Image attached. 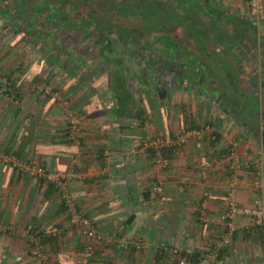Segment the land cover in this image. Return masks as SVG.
<instances>
[{
  "label": "crops",
  "instance_id": "crops-1",
  "mask_svg": "<svg viewBox=\"0 0 264 264\" xmlns=\"http://www.w3.org/2000/svg\"><path fill=\"white\" fill-rule=\"evenodd\" d=\"M175 1L182 14L199 23V36L187 31L184 23L174 24L164 35L168 55L181 71L180 56L191 62L199 73L196 78H207L205 89H190L195 84L190 80L164 100L153 94L140 99L133 95L143 101L139 111L149 119L143 124L135 109L133 116L116 114L112 92L108 98L93 91L98 78H84L89 85L82 93L78 79L67 74L39 78L40 63L35 67L33 63L40 52L33 45L28 50L31 39L26 44L8 41L14 36L18 41L20 35L8 29V0H0V88L4 81L11 83L18 99L0 94V264H77L81 256L83 237L70 226L65 208L54 198L47 201L38 179L16 171L19 163L39 162L59 173L74 170L69 193L105 236L89 264H176L159 248L163 242L182 248L199 263L205 250L223 237L220 217L228 190H233L239 205L253 203L254 164L264 159V30L258 33L252 28L249 11L246 15L229 11L219 0H199L202 9L194 10ZM243 1L247 9V0ZM209 6L218 12L217 18L207 14L213 11ZM179 33L200 37L198 52L191 50L188 38L187 43L179 42ZM257 68L259 72L254 71ZM245 78L250 79L244 83ZM49 80H53L48 87L51 94L38 93L36 85ZM108 83L112 91L110 78ZM73 119L80 123L81 133L71 140ZM210 123L216 127L217 141L206 137L202 148L191 142L173 150L168 168L155 165L152 153L142 148L146 136L172 137ZM232 142L238 143L242 163L238 174L231 173L226 159ZM154 185L162 187L163 198L152 193ZM205 193L210 198L202 219ZM248 224L240 220L230 243L221 246L208 264H264V232ZM9 225L17 229L15 235L8 233ZM27 226L45 236L40 241L44 263L33 255L27 237L20 235ZM138 239L146 244L141 251L131 245L128 250L120 247Z\"/></svg>",
  "mask_w": 264,
  "mask_h": 264
},
{
  "label": "rangeland",
  "instance_id": "rangeland-1",
  "mask_svg": "<svg viewBox=\"0 0 264 264\" xmlns=\"http://www.w3.org/2000/svg\"><path fill=\"white\" fill-rule=\"evenodd\" d=\"M97 1H101V0H90L89 6H88L89 10H94V12H95V14L92 17L95 27L93 26L92 31L96 34L97 39L106 38V35H105L106 28L108 29L109 38H112V39L117 38L119 35L118 28L123 27V28H127V29H125V31L124 30L121 31L126 36H130L132 34L131 29H133L136 32L140 31L141 37H138V36L133 37V39L138 41V44H139L138 38H141L142 41H144L145 38H148L151 43H156V46L160 47L162 45V41H160L159 39L162 37L163 33H166L168 30H170L174 24L175 25H179V24L183 25V23H184L183 27H185L187 31H189L191 34H194V36H199L197 26L194 25L195 19L192 20V18H188L189 15L182 14V11L179 9V6L175 0H119L120 4H118L117 6H116V4L115 5L110 4V2L112 3L111 0L110 1L109 0H102V2H100V3H98ZM184 3L187 4L188 0H181L180 6H182ZM219 3L223 4L227 8V10H229V11L230 10H233L234 12L238 11L239 13L245 14V15L248 14L247 12L249 11L248 7L246 9V6H245V3L243 0H236V2L233 0H219ZM111 5L116 7V9L111 10V7H113ZM209 7H211L213 9V11L211 13H208V14L214 18H217L218 12H216V10H214V8L212 6H209ZM85 10H86V13H89L88 9L85 8ZM108 19L111 21V25L112 24L114 25L113 28L112 27L109 28V26L107 24ZM223 19H225V18H223ZM214 20L215 19H213V22H214ZM207 22L202 23V24H204L203 26H207ZM198 25H199V23H198ZM208 25H209V22H208ZM212 25H215V23H212ZM224 26H230V24H225ZM59 35L63 36V32H61ZM177 38H178L179 42L183 41L185 43H187L188 40H190L189 43L192 45L191 50L194 52H198V47H197L198 43L196 44V40L199 41L201 39L200 37L199 38L193 37V39H191L190 37L188 38L187 35L182 36L179 33ZM186 38H188V40ZM28 39H31V42H33V44L28 46V50H30L32 45L34 46V48L38 49L37 47H39L40 45L39 46L36 45V40L34 38H31V37ZM8 41H10V43L12 45H14V43L24 44V42H22L20 40L16 41L15 36H14V38L9 39ZM70 42L75 43V50H74L75 54H78V55L86 58L89 65H96L95 67H101L100 69L105 71L104 65L98 56L99 55L98 52H99V49L101 48V46L98 44H95L92 40L89 41L88 37H86L85 30L80 28V29H77L75 32L71 33L70 39H68V38L66 39L65 47L60 49L61 55L59 54V56H57V55H54L55 53H49V55H54V56L49 57V55L47 56V55L40 53L39 57L33 63V67H35V65H38L40 63V68H38L37 70H38L39 74H40V72H42V74H40L39 78H66L65 75L68 72L64 71L62 66H63V64L67 68H70V66H71V65L68 66V64L66 63V56H65L66 53H69V50H70L69 48L72 46V43H70ZM136 44L137 43H135V45ZM130 45H131L130 50L132 51V49L135 45L132 44V42ZM72 48L74 49V46H72ZM117 51H118L117 54H115L116 58H120V57L122 58V46L121 45L117 44ZM28 52H29V55L31 53H33L30 51H28ZM13 54H16V53L14 52ZM41 54L44 55V57H42ZM29 55L26 57L28 59L32 58ZM124 58H126V55ZM170 59L172 61H170ZM166 60L167 61H164L163 72L171 71L172 75H177L174 78H196L197 74H199L198 70L190 67V65H192L191 62L183 61L182 56H180L179 60L181 62L180 66L182 67L183 71H181L179 67H177V68L173 67L174 61H173V55L172 54H169V57ZM126 62H128V61H126ZM146 62H147V59L145 61H142L141 64L137 63L134 66H131L129 63H126V68H129V69H131V67L132 68L134 67V69L136 68L135 70L137 71V76H138V77L137 76L136 77H137V79L138 78L140 79L138 82L132 81L129 84L131 89H132L131 91L139 99H140V97L138 96V95H140L139 93L145 94L146 91L156 90L155 88H157V87H155V84H157V82H159V80H157L156 77H152V73H150V70H149L150 67L149 68L147 67L148 63H146ZM132 63H134V62H132ZM33 67L31 66L30 68L33 69ZM86 70H87V67H84L79 72H77V70L75 71L76 74L78 73L77 75L75 74V72L72 74H74L76 76L75 78H86V79L87 78H98L96 80V83H95V86L97 87L96 88L97 91L100 92L102 94V96H104V97L106 96L109 98V96H111V94H110L111 91L109 90V86H108V84H109L108 82H109V78H110L109 71L107 70L106 72H104V74L102 72L101 75H98L99 73H97L96 71L90 74L89 72H86ZM256 70H257V72H259V68L255 69L254 71L256 72ZM30 72H32V71H30ZM129 73L131 74L130 71H129ZM255 76L257 78L260 77V75H258L257 73ZM67 77H68V74H67ZM137 79H135V80H137ZM249 79L250 78H247V79L245 78L244 83L246 81H248ZM53 80H49L48 83L46 81H45V83L41 82V83H39V85L40 84L44 85L47 88L52 87L53 85L50 82H53ZM141 80L143 81V85H141V82H140ZM164 80H167L168 87L169 86L171 87V82L173 81V78H166ZM161 81H163V80H161ZM244 86H245V84H244ZM192 87H194V86H192ZM82 91H83V89L80 90V93H82ZM242 91H243V89L240 88V90H238V93L241 94ZM244 91H245V93L243 94L244 97L249 95V93L246 89ZM142 92H145V93H142ZM150 96L155 97V94L150 95ZM243 100H244L243 102L245 103L247 101V98L245 97ZM245 105H246V103H245ZM256 106H257V111H258L259 110L258 103L256 104ZM250 115H252V114H250ZM245 116H243V117L246 118ZM252 118L255 119L256 122L258 121V117H256L255 115H253ZM33 163H35V162H33ZM36 163L40 164L39 162H36ZM157 207H160V206L157 205ZM9 226H11V225H9ZM21 233L22 232H20V235H21ZM24 235H25V233H24Z\"/></svg>",
  "mask_w": 264,
  "mask_h": 264
},
{
  "label": "trees",
  "instance_id": "trees-1",
  "mask_svg": "<svg viewBox=\"0 0 264 264\" xmlns=\"http://www.w3.org/2000/svg\"><path fill=\"white\" fill-rule=\"evenodd\" d=\"M110 1V0H109ZM112 3L110 2V4H116V6L119 3V0H111ZM199 0H188V3L186 4V7L188 6L189 9L194 10V8L196 9L197 7L202 9V6L199 5L198 2ZM89 2L90 0H8V29H10L12 32L19 33V38L20 41L26 43L28 42V38L32 37L34 39H36L39 41V47H38V51L44 55H49V53H55L54 55L59 56L60 49L58 45V40L61 39L62 37L65 39H70L71 36V32L72 31H76L77 29H88L86 31V37H88L89 41H93L95 44H102L101 48L99 49L98 52V56L99 59H101L103 65H104V69L105 71L101 70V67H95L96 65H89L86 58L75 54L74 50H75V43L74 42H70L72 43V46H74V49L72 48V46L69 48V53H66V63L68 64V66H70V68H67L64 66L63 64V70L67 71L66 73L68 74L69 77L75 78L76 76L72 73H74L76 70L77 72L81 71V69H83L84 67H87L86 72H89L90 74L93 72H97L99 73L98 75H101L102 72L104 74V72H106L107 70L110 73V87L112 89V94H113V98L112 101L114 102L116 109L115 112L118 116H133L132 115V111L135 109L137 110V112L140 110L139 107L142 106V99L141 100H137L135 98L134 100V94L133 92L128 88V78L124 77L121 73V66H122V58H116L115 54H117V44L120 43V38H109V36L103 39H97L96 34L92 31H90L91 28H93L94 25V21L92 19L93 15L95 14L94 10H89ZM98 3L102 2L101 1H97ZM208 2V1H206ZM113 6V5H111ZM114 7V6H113ZM111 7V10L116 9V7ZM86 9L89 10V13L85 15L86 13ZM110 10V11H111ZM211 13L207 11V14ZM209 15V14H208ZM193 20V18H192ZM190 21V20H189ZM213 22V21H212ZM107 24L109 26V28H113L114 25H111V21L108 19ZM20 25H23L22 27ZM43 25L45 27V34L43 36H40L41 34V30H43ZM253 27L256 29L255 24L252 22ZM25 27H28L27 30H24ZM62 29V31H59V29ZM90 28V29H89ZM40 30V32H39ZM106 30H108L106 28ZM27 31V32H26ZM39 33V34H35V33ZM61 32H63V36L59 35ZM29 35V36H27ZM168 36L170 37V34H168ZM132 35L125 37L127 40H131ZM165 38V36H164ZM147 38L144 39V41H146ZM169 43V40L166 39ZM30 41V40H29ZM149 41V40H147ZM129 42V41H128ZM131 44V42H129ZM54 55H49V57L54 56ZM127 55V60L128 62L125 61L126 63H129V60L131 59V53L129 51L126 52ZM130 64V63H129ZM65 67V68H64ZM103 67V66H102ZM129 69V68H128ZM76 74V72H75ZM78 74V73H77ZM76 74V75H77ZM127 74L129 75V71H127ZM78 79V84H77V89H84L86 88V86L89 85L88 82L85 81L84 78H77ZM130 79V78H129ZM187 82H190V80H193L192 78H186ZM194 82V81H193ZM12 87L13 90V95L15 97L16 100L17 99V90H15L14 86L9 83ZM193 84V83H192ZM192 84L190 87H192ZM2 88V87H1ZM0 88V90H1ZM94 88H90V90H92ZM95 91V93L97 92V90H93ZM157 93L155 95H157L159 97V99L164 100L167 96V94L169 93L168 88H162L161 90H156ZM147 92V91H146ZM1 94V93H0ZM93 94V93H92ZM11 95V96H13ZM147 95V94H146ZM91 97V95H90ZM143 97V96H142ZM19 98V97H18ZM137 117H139L141 119V121L143 120V124L145 122H147L148 117L145 118L143 115H141V112L139 111V115L138 113ZM131 113V114H130ZM211 124V123H210ZM188 130V129H186ZM65 136L67 137V139H70L67 135L65 134ZM175 137V136H172ZM146 138V137H145ZM144 138V140H145ZM72 136H71V140H72ZM218 139V135L216 140ZM71 140H68V142H71ZM142 141V146H143V142ZM181 148V147H179ZM179 148L176 149H172V150H163L162 151V157L164 159H167L169 161V166H170V158L169 155L172 153L173 150H177ZM148 152H151L154 158V163H156V160L158 159L157 153L155 152V150L153 149H149ZM16 157H20V153H15L14 154ZM28 164H32V163H28ZM156 165V164H155ZM18 170V172L23 173L25 176H28L27 173L21 172L19 169H16V171ZM41 184V188L45 187V198L47 199V201L49 200H53L56 199L58 200L59 203H61L60 206H64V203L62 202L61 196L63 195V192H60V190L56 187V185L50 181H48L47 179L44 178H37ZM46 202V201H45ZM77 203V202H76ZM80 207H78L77 205V210L78 212L83 216L88 218L84 213H82V211L79 209ZM66 210V208H65ZM69 217V223L71 222V217L70 215H68ZM74 227V226H71ZM10 228H13V232L8 231V233L10 234H16L17 229L14 226H10ZM25 229H29L30 232L28 235H24V230ZM77 229V228H76ZM47 234V232H46ZM22 235H24L25 237H27L30 246L32 247V250L36 247L35 245V241L39 238V236L41 237V241L44 239V235L43 233L32 227V226H27L26 228H23L22 230ZM84 239H82V244H81V251L84 248ZM185 252V251H184ZM186 253V252H185ZM187 256L189 257V261L193 264H199L201 263V261L199 263V260L195 258V256L193 257V255L186 253Z\"/></svg>",
  "mask_w": 264,
  "mask_h": 264
},
{
  "label": "built area",
  "instance_id": "built-area-1",
  "mask_svg": "<svg viewBox=\"0 0 264 264\" xmlns=\"http://www.w3.org/2000/svg\"><path fill=\"white\" fill-rule=\"evenodd\" d=\"M247 5L249 9L250 17L256 26L257 32L261 33L264 30V0H247ZM36 91L38 93H43L45 95L51 94V90L44 85H37ZM1 95L11 96L13 95V90L11 85L4 81L3 86L0 90ZM73 133L72 138H76L81 133L80 123L73 119ZM216 127L212 124H206L199 129H188L176 135L175 137H165V136H146L142 148L144 150L153 149L157 153L158 159L156 160V165L161 168H168L169 161L162 157L163 150H172L184 145L190 144L191 142L196 144L197 148H202L204 146L203 140L209 137L212 141L217 138ZM228 169L231 173L238 174L242 170V163L238 154V143L232 142L230 144V150L228 156L226 157ZM21 172L27 173L28 177L32 179L44 178L48 181L54 183L56 187L63 192L61 196L62 202L66 208V212L71 217L70 226H74L80 232L84 239V248L82 249L81 256L78 259L77 264H89L90 258L93 256L95 248L97 245L105 243V236L95 229L93 222L86 217H83L77 210L76 200L69 193L67 185L75 177L74 170H70L67 173H59L57 171H48L42 164L32 163L25 164L19 163L15 165ZM255 176L251 184V188L254 193H256L255 199L250 206H241L237 203L233 190H228L226 201V209L221 215L220 220L224 224V234L221 242L215 244L209 249L205 250V255L203 256L200 264H208L210 259L217 257L219 255V250L221 246H226L230 243L232 236L238 229V222L240 220H247L249 222L248 226L258 228L264 232V159L260 158L254 164ZM152 193L157 196L164 195V190L159 185H154L151 189ZM204 200L201 204V217L205 219L206 216V205L210 198L209 193L204 194ZM10 232H13L12 228H8ZM29 229H25V235H28ZM51 235V234H49ZM41 237L35 241L36 247L33 249V255L39 258L41 262L46 261L45 254L42 253L40 246ZM135 249L136 251H141L145 248V241L138 239L131 243H121L120 247L122 249ZM159 248L165 256L176 264H193L189 261V257L182 250V248L168 243H161Z\"/></svg>",
  "mask_w": 264,
  "mask_h": 264
},
{
  "label": "flooded vegetation",
  "instance_id": "flooded-vegetation-1",
  "mask_svg": "<svg viewBox=\"0 0 264 264\" xmlns=\"http://www.w3.org/2000/svg\"><path fill=\"white\" fill-rule=\"evenodd\" d=\"M86 14H88V13H85L83 15L86 16ZM194 25L197 26V28H199L198 22L195 23ZM20 26L22 27L23 25H20ZM27 29H28V27L24 28V30H27ZM92 29L93 28H91L90 31H92ZM125 29H127V28H123V27L118 28V33H119L118 38H120L122 36L120 38V43L118 45L122 46V66H121L122 69H121V73H122V75L124 77L128 78V88L130 90H132L129 84L132 81L133 82H136V81L138 82L140 79L139 78L137 79L138 76H137V71L135 70L136 68L135 69H134V67L133 68L131 67V69L126 68L125 61L127 60L126 59L127 58V55H126L127 51H129L131 53V59L129 60V63H130L131 66H134L137 63L141 64L142 61H145L147 59V62H146V63H148L147 67L148 68L150 67L149 70H150V73H152V77H156V79L159 80V82H160V83L157 82V84H155V87H157V88H155L156 90H161L162 88L163 89L164 88L165 89L168 88L171 91H173V90L176 91L177 89H184L185 85H186V82H187L186 78H174L177 75H172L171 71L163 72L164 61H167L166 59L169 56L168 55V51H167L168 50L167 47H170L169 43H167L165 38H164V35L166 33H164L162 35V40H161L162 41V45L160 47H157L156 43H151L148 38H147V40H149V41H147V40L146 41H142L141 38H138L139 39V44H138V41L133 39V37H135V36L141 37V33H140V31L136 32L133 29H131V31H132L131 40H127L125 37H128V36H126L124 33L121 32L122 30L125 31ZM84 30L86 32L88 29H84ZM41 31L42 32H41L40 36H43L45 34V32H46L44 25H43V30H41ZM59 31H62V29L60 28ZM39 32H40V30H39ZM73 32L74 31H72L71 33H73ZM105 35L108 37V30H106ZM27 36H29V35H27ZM128 41L132 42V44H134V45H135V43H137L138 45L136 44L133 47L132 51H131L130 50L131 49V45H130V43ZM58 42L59 43H58L57 46H59V49H62V48L65 47V44H66V39L65 38L62 37L61 39L58 40ZM98 45L102 46V44H98ZM125 55H126V58H124ZM132 62H134V63H132ZM127 71H130L131 74L129 73V75H128ZM166 78H173V81L171 82V87L170 86L168 87L167 80H164ZM135 79H137V80H135ZM177 79L180 80V81H178ZM192 79H193L195 84L192 85L194 87H191V89H194V90H199L200 88H202V90L205 89V87H203V85H204L203 83L206 82L207 78H192ZM161 80H163L164 82L161 81ZM140 82H141V85H143V81L141 80ZM199 84H201L202 87L199 86ZM156 90H154V91L150 90V91H147L146 93L145 92H142V93H145V94H156L157 93ZM171 91H169V92H171ZM200 91H201V89H200ZM210 91H212L211 88H210ZM139 94H140V95H138L139 97L145 96V94H141V93H139Z\"/></svg>",
  "mask_w": 264,
  "mask_h": 264
},
{
  "label": "clouds",
  "instance_id": "clouds-1",
  "mask_svg": "<svg viewBox=\"0 0 264 264\" xmlns=\"http://www.w3.org/2000/svg\"><path fill=\"white\" fill-rule=\"evenodd\" d=\"M82 252V251H81Z\"/></svg>",
  "mask_w": 264,
  "mask_h": 264
}]
</instances>
